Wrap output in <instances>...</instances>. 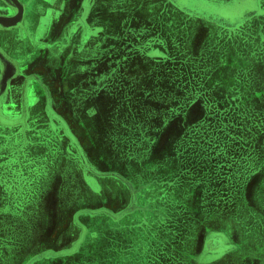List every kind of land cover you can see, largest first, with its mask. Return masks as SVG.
<instances>
[{
    "label": "rangeland",
    "instance_id": "374dc122",
    "mask_svg": "<svg viewBox=\"0 0 264 264\" xmlns=\"http://www.w3.org/2000/svg\"><path fill=\"white\" fill-rule=\"evenodd\" d=\"M202 27L143 38L158 66L134 76L173 80L169 101L0 32L18 66L0 96V264H120L116 253L197 264L185 260L199 251L208 264H264V21ZM112 222L127 242L112 236L115 254L97 260Z\"/></svg>",
    "mask_w": 264,
    "mask_h": 264
},
{
    "label": "crops",
    "instance_id": "0c3cea01",
    "mask_svg": "<svg viewBox=\"0 0 264 264\" xmlns=\"http://www.w3.org/2000/svg\"><path fill=\"white\" fill-rule=\"evenodd\" d=\"M37 2H41L40 6ZM93 8H96L97 12L91 19ZM21 9L23 15L17 25H0V32L10 34L16 31L20 40H28L31 43V53L40 54L41 60L55 57L56 62L61 57L65 61L67 58H74V65L71 67L92 71L95 78L91 79L95 82L102 83L112 79L113 83L118 82L121 86L126 85V81L128 84L134 81L136 90L143 92L140 96H144L148 91L157 100L166 95V101L172 100L175 95L176 83L173 80L144 78L143 72L140 73L141 76H134L138 71L158 66L156 56L147 54L144 37H171L169 31H173L177 22L196 23L203 26L202 28L212 26L221 32H233L244 23L264 21V0H0V19H13ZM28 9H31L33 16L27 22ZM175 11L183 17L182 20H177ZM31 23L34 25H30ZM158 50L159 48L156 49ZM0 52L4 53L1 48ZM107 71L116 72V77H104ZM120 91L124 93L126 101L130 100L128 97L131 95L126 94V89L120 88ZM125 114L126 111L122 113V118ZM96 127L99 132H105L98 123ZM113 224L115 223L112 222V226L106 228L104 233L105 247L118 242L112 236L120 238L119 245L127 242L123 233L120 237V231L109 232L117 229ZM186 240L183 239L180 246L191 250V244H188L190 240ZM194 253L197 254L185 261L208 264L202 262V251ZM105 254L111 257L115 253H109L106 247L97 260L107 261L112 258H105ZM186 254L188 252L183 255ZM115 255L119 256V259L115 260L120 264H127L133 259L131 256L129 258L128 254ZM94 256L91 255L89 260H93ZM179 256L180 260L183 259L182 254L179 253ZM220 259L212 257L211 263ZM162 260L176 263L177 253L167 255L166 259Z\"/></svg>",
    "mask_w": 264,
    "mask_h": 264
},
{
    "label": "water",
    "instance_id": "95a60500",
    "mask_svg": "<svg viewBox=\"0 0 264 264\" xmlns=\"http://www.w3.org/2000/svg\"><path fill=\"white\" fill-rule=\"evenodd\" d=\"M23 15V11L21 9V12L14 17L13 19H0V25L1 26H7V27H12L16 26L18 21L21 19ZM0 58L6 65V69L1 81L0 85V96L3 95L8 87L9 82L17 75L18 73V66L15 65L13 62L9 61L6 59V57L0 52Z\"/></svg>",
    "mask_w": 264,
    "mask_h": 264
},
{
    "label": "flooded vegetation",
    "instance_id": "af4514ba",
    "mask_svg": "<svg viewBox=\"0 0 264 264\" xmlns=\"http://www.w3.org/2000/svg\"><path fill=\"white\" fill-rule=\"evenodd\" d=\"M123 264H125V263H123Z\"/></svg>",
    "mask_w": 264,
    "mask_h": 264
}]
</instances>
